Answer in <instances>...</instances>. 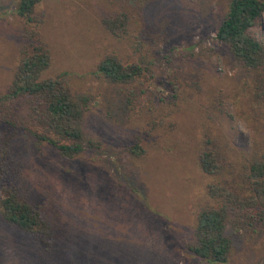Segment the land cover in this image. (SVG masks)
<instances>
[{
    "label": "rangeland",
    "instance_id": "rangeland-1",
    "mask_svg": "<svg viewBox=\"0 0 264 264\" xmlns=\"http://www.w3.org/2000/svg\"><path fill=\"white\" fill-rule=\"evenodd\" d=\"M229 1L40 0L30 26L52 57L43 76H61L85 103V142L102 145L62 157L20 131L14 150L24 192L54 222V247L43 253L0 218V264H223L200 259L185 242L208 184L217 181L200 167L199 152L215 136L237 151L255 137L247 112L255 72L216 38ZM19 4L0 0V95L21 61L26 21ZM121 13L131 24L117 36L102 19ZM250 33L264 41V13ZM109 54L125 64L145 59L151 71L135 83H105L92 71ZM211 101L222 110L220 120L210 117ZM158 115L170 125L149 133ZM138 139L147 150L142 157L128 150ZM227 229L233 246L224 264H264V224L256 215L235 213Z\"/></svg>",
    "mask_w": 264,
    "mask_h": 264
},
{
    "label": "trees",
    "instance_id": "trees-1",
    "mask_svg": "<svg viewBox=\"0 0 264 264\" xmlns=\"http://www.w3.org/2000/svg\"><path fill=\"white\" fill-rule=\"evenodd\" d=\"M39 2L20 0L19 14L26 21L21 61L8 90L0 95V218L20 229L48 255L54 247L55 224L24 192L22 161L15 155V141L24 130L35 147L47 143L69 158L82 155L86 149L100 150L102 142H85V103L75 97L65 80L43 76L52 57L38 27L30 26L38 21L34 9ZM263 13L264 0H230L216 30L217 40L238 64L255 72L254 100L247 111L255 124V137L250 148L237 151L225 136L223 140L215 136L198 154L200 167L217 181L207 186L208 198L198 207L185 248L209 263L230 260L233 240L227 224L232 215L247 211L264 224V41L250 33ZM102 21L113 34L122 36L129 31L131 17L121 13ZM148 63L141 59L125 64L109 54L92 75L110 85L131 84L151 71ZM208 105L211 119L220 120L222 110L213 101ZM166 124L164 116H153L147 131L153 133L170 125ZM128 150L134 157L147 152L139 139Z\"/></svg>",
    "mask_w": 264,
    "mask_h": 264
}]
</instances>
